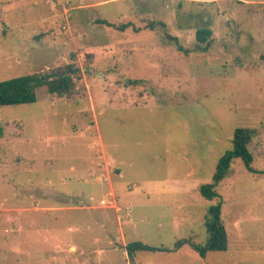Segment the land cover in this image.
I'll list each match as a JSON object with an SVG mask.
<instances>
[{
  "label": "rangeland",
  "instance_id": "1",
  "mask_svg": "<svg viewBox=\"0 0 264 264\" xmlns=\"http://www.w3.org/2000/svg\"><path fill=\"white\" fill-rule=\"evenodd\" d=\"M66 64L71 96L0 105V264H264V0H0V81ZM237 127L254 172L206 199ZM217 202L227 249L201 257Z\"/></svg>",
  "mask_w": 264,
  "mask_h": 264
},
{
  "label": "trees",
  "instance_id": "2",
  "mask_svg": "<svg viewBox=\"0 0 264 264\" xmlns=\"http://www.w3.org/2000/svg\"><path fill=\"white\" fill-rule=\"evenodd\" d=\"M100 23L113 26V24L100 20ZM164 27L163 23H160ZM130 23H123L114 26L117 30L124 31ZM153 27V24L150 27ZM211 30L208 27H200L195 31V43L191 47H185L177 42V49L184 55L192 52H206L209 48V37ZM79 77V69L73 64L58 66L48 72H34L25 75L15 76L0 81V105H19L33 103L37 98V90L44 87L49 95L57 97H69L76 90V80ZM255 131L248 127H237L232 135V147L226 150L217 160L211 181L199 186V193L206 199L217 197L216 186L231 171V164L234 159L240 158L248 171L254 172L251 167L252 155L248 149V144ZM204 227L206 231L205 242L202 245L190 243L201 257H205L208 252L226 251L227 234L221 218V204L217 202L210 205L204 215ZM185 240H178L174 250L178 249ZM127 253L132 256L136 251H155L159 248L144 244L139 241L130 242L125 245ZM132 264V263H131Z\"/></svg>",
  "mask_w": 264,
  "mask_h": 264
},
{
  "label": "built area",
  "instance_id": "3",
  "mask_svg": "<svg viewBox=\"0 0 264 264\" xmlns=\"http://www.w3.org/2000/svg\"><path fill=\"white\" fill-rule=\"evenodd\" d=\"M102 203H104V202L102 201Z\"/></svg>",
  "mask_w": 264,
  "mask_h": 264
}]
</instances>
